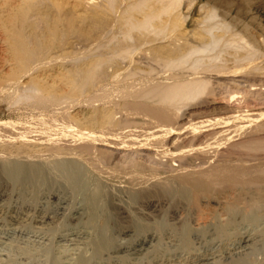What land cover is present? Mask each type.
<instances>
[{
    "label": "rangeland",
    "instance_id": "rangeland-1",
    "mask_svg": "<svg viewBox=\"0 0 264 264\" xmlns=\"http://www.w3.org/2000/svg\"><path fill=\"white\" fill-rule=\"evenodd\" d=\"M56 1L30 0L21 2L16 7L17 10L24 6L22 4L29 6L35 2L37 6L33 11L28 7V12L16 10L15 15L11 16L15 22H24V25H15V32L24 34L29 50L20 60L23 61V64L28 62L27 66L25 64L24 66L23 64L17 65L19 61L12 60L9 49L6 47L7 44L1 40L3 34L0 33V89L5 90V92L0 90V122L3 124L0 123V164L4 161H6L5 163H24L30 168H40L42 173V180L40 179V183L37 182L36 184H39L34 186V182L30 184L28 183L30 181H12L4 176L1 177L0 264H52L51 257L62 253L61 257L66 256L62 260H68H64V264L68 262L75 264L76 260L80 258L88 260L87 264H264L263 206L261 208L245 206L246 210L249 208L250 210L246 214L244 211L233 214V220H230L231 222L225 226L224 233L218 236L214 235L216 230L212 226L213 224L199 225L195 214L187 212L186 205L182 201H174L168 195L154 197L157 195L151 194L152 197L150 195L146 199H141L136 195L142 188L152 191V187L153 190L158 189L159 185L165 187L178 174H192V170H194L193 173L206 172L213 168H222V166L223 169L228 167L229 170L233 168L235 170L238 167L237 171L245 174L246 172L253 174L261 170V166H264V150L246 149L233 153L230 148H232V141L238 142L241 138L244 140L245 137L252 135L254 128L251 126L253 123L254 125L264 123V61H261V59L264 60L262 58L264 55H260L258 57L260 59L254 60L256 64H261L260 69L253 67L254 69L250 68L249 71L247 68L241 71L242 74L239 72L237 75L223 77L215 75L213 77L211 74L208 89L205 91L207 97L204 94V97L201 96L189 102L188 105L181 106L177 111L176 121L173 123L175 125L173 127L169 125L167 129V127H163L165 124H162L160 129L156 123L152 124L147 121L146 125L141 118L139 119L137 116L133 118L134 116L125 112L128 110L122 106L120 97L125 90L121 84H123L124 77L128 75L133 76L130 77L134 78L133 85L142 86V82L145 85L146 81L147 84L154 83V80L156 83L163 82V79L171 74L184 73L183 67L168 69L167 66L164 68L165 62L163 63L164 59L173 57V59H177L181 55L184 40L180 39L177 33L170 35L172 37L159 34L160 37L144 40L151 35L131 28V22L133 19H137L139 14L134 12V18H126V10L129 6L140 2V0H113L110 6L106 0H66V3L61 2L64 0ZM196 1L215 4L219 19L224 21L226 18V23L236 30L246 31L247 29L243 26L246 25L249 30H253L255 33L259 31L256 34L263 38L262 50L264 52V36H262L264 35V0ZM71 3L73 5L80 4L72 6ZM198 6L195 5L191 9V14L194 17L198 16ZM124 21L128 25L130 22V29L127 27L128 25L123 24ZM26 23L29 25L27 26ZM186 27L190 28V24L188 23ZM122 31H125V34ZM184 31L186 30L180 32ZM140 32L144 38L139 34ZM123 35L126 38H123ZM130 36L132 38L129 39ZM121 41L122 45H120ZM130 44L133 47H130L131 49L129 48ZM118 46L127 47L132 51L125 58H120L116 56L115 52L121 50ZM108 47L111 50H108ZM105 51L108 55L109 52L112 53L111 57L114 54L113 62L110 67L106 63H102L98 74H94L91 64L96 60L106 58ZM86 67L90 68V71ZM81 72H87L89 77L86 74L87 77L84 76V73ZM83 76L84 78H81ZM82 79H85V82H82ZM136 79L141 84L139 81H135ZM29 81L36 83L33 86V82L30 85ZM8 82L10 83L8 84ZM74 82L76 83L73 84ZM69 83L73 84H70L73 88ZM28 85L31 87H27ZM40 85L42 86L40 87L41 91H45L44 94L50 93V96H56L55 99L40 103L36 98H27V101H25L26 98H22L24 96L22 91L27 96L34 88L39 89ZM67 91L69 92L67 93ZM20 94V101L12 104L11 100ZM106 98L109 100L107 99V101ZM18 104L20 105L18 106ZM245 114H251L256 118L257 123L245 120L241 122L233 118L234 115ZM63 122L67 125L65 124V126ZM68 125L69 127H67ZM243 125L245 128H241ZM212 126L214 127L212 130H224L225 132L222 135L216 134L219 137L213 136L215 139L211 137L209 141H206L202 138L199 141L202 134L212 131L210 130ZM218 126H223V129ZM170 127L172 129L175 127V129L172 130ZM196 127L201 128L195 129ZM157 129L165 130L157 132ZM76 131L86 132L89 135L96 133L94 136L99 135L102 139L95 137L94 140L96 138L101 140H96L98 143L94 141L95 144L91 141L85 147L83 139L74 137L73 144H71V136L77 133ZM69 133L71 136H68ZM102 133L107 135V138H104ZM260 135L264 137V131ZM228 136H232L230 140ZM37 140H40V143H37L39 142ZM74 140L78 142L75 144ZM203 142H207L206 145ZM198 146H202L201 150ZM63 163L66 164L65 166L71 163V165H75L78 168L76 170L79 171H76L78 174L76 176L80 175L79 178L76 176L66 178L67 172L64 170L67 167H62ZM55 168H60L65 175L60 169ZM80 177L85 180H81ZM97 193L104 196L101 202L103 205L100 203L101 205L99 204L96 208V212L101 215L103 220L100 232H103L102 234L105 236H102L106 237L111 247L108 251L98 255L99 257L94 255L89 244V239H93L92 236H95L94 233L97 232L83 226L86 220L88 199L92 194ZM107 194H111L112 197ZM153 203L154 208L151 206ZM242 207L240 205V208L244 210ZM226 219V216H221L220 221L224 222ZM124 230L125 232H123ZM248 234L254 237L253 242L245 248L234 247L235 239L248 236ZM224 243L229 246L231 251L220 252L213 259L201 263L194 261L192 256L206 254L211 247ZM188 253L189 255H187Z\"/></svg>",
    "mask_w": 264,
    "mask_h": 264
},
{
    "label": "bare ground",
    "instance_id": "bare-ground-1",
    "mask_svg": "<svg viewBox=\"0 0 264 264\" xmlns=\"http://www.w3.org/2000/svg\"><path fill=\"white\" fill-rule=\"evenodd\" d=\"M30 0H0V28L2 29L0 31L1 34H3V37L1 38L2 41H4L9 49V53L10 56H12L11 58H13L12 60H18L19 64L17 63V65H22L23 61H21L20 59L26 54L28 53V48H27V43H25V39H24V34H20L15 32V25H24L23 21L20 22H15L14 18L11 17L12 15H15V11L17 10L16 7L18 6V4H20L21 2H28ZM54 1V0H52ZM56 1V0H55ZM59 1V0H58ZM65 1V2H64ZM61 1L63 3H66V0ZM86 1H90V0H86ZM85 1V2H86ZM108 3V5L110 6L113 0H106ZM57 2V1H56ZM55 2V4H56ZM68 2V1H67ZM224 2V1H223ZM32 3V2H31ZM215 3V2H214ZM72 4V3H71ZM78 4H74L75 6L79 5ZM24 6H21V8H19L17 11H21V12H28V9L30 8L31 11L35 10V7L37 6V4L35 2H33L32 5L27 6L26 4H22ZM64 5V4H63ZM72 4V6H74ZM195 5H199L198 6V16L194 17L191 14V9L192 7H194ZM215 5V4H214ZM214 5H211L207 2H197L196 0H140V2L137 3H133L131 6H129V8L126 10V18L127 19H132L134 18L133 16H135L134 12H137L139 14L137 19H133V21L131 22V28L133 30H139L145 34H149L151 35V37H147L144 40H148L150 38H155V37H160L158 36L159 34L163 35H173L175 33L179 34V38L183 39V52H181L179 55V57L176 59L173 58H169V59H164L163 63L165 62L164 68H166L165 66L168 67V69H176L179 67H183L184 69V73H175V74H171L170 76H168L166 79H163V82H155L154 83H149L150 80L148 81L149 84H147L146 81V86L144 82H142V86L140 85H133L132 80H134V78H130L132 75H128L124 77V81L122 87L124 88L125 91H123V93L121 94L120 91L122 90V88H120L121 90L119 91V93L121 94V99H122V106L124 108H126L128 111V114H131L132 116H134L133 118H136L135 116H137L139 119L141 118L143 120V123L146 124L145 122H149V123H156L158 125V127H167V129L169 128V125H175L173 124L176 121L177 118V111L180 109L181 106L183 105H188L189 102L194 101L197 98H200L201 96H203L205 94V96L207 97L205 91L209 84V80H210V75L212 74L213 77L215 76H229V75H237L239 72L240 74L241 71L245 70L248 68V70L250 68L253 67H257V69H260V63L256 64V59H260L258 58L260 55H264V52L262 50V39L258 36V32H254L253 30H249L247 28L246 25H243L245 27V29H247L246 31H239L236 30L235 28H233V26H231L229 23L227 24L225 19L224 21L219 19L217 13L216 12V7ZM59 6V5H57ZM218 6V5H216ZM29 7V8H28ZM107 7V6H106ZM79 8V7H78ZM109 8V7H107ZM75 10V9H74ZM96 10V9H95ZM38 13V12H37ZM77 13V12H76ZM87 14V13H86ZM227 14V13H226ZM32 15V14H31ZM36 16V15H35ZM33 17V16H32ZM37 17V16H36ZM35 17V18H36ZM137 17V15H136ZM227 17V16H226ZM125 18V19H126ZM38 19V18H37ZM126 19V20H127ZM230 19V18H229ZM34 20V19H33ZM54 23V22H53ZM74 23V22H73ZM128 23V22H127ZM190 24V28L187 29L186 25ZM27 26L29 25L28 23H26ZM78 24V23H77ZM125 24V21L124 23ZM122 24V25H123ZM36 25V24H35ZM47 25V24H46ZM46 25H44L46 27ZM51 25V23H50ZM126 26L128 24H125ZM130 25V22H129ZM129 25L127 26L129 29ZM235 25V24H234ZM55 26V25H54ZM236 26V25H235ZM34 27V26H33ZM59 27V26H58ZM125 27V26H123ZM251 27V24H250ZM253 27V26H252ZM35 28V27H34ZM238 28V27H236ZM59 29V28H58ZM126 29V30H129ZM262 29V28H261ZM124 30V29H123ZM125 30V31H126ZM136 30V31H137ZM184 31L183 33H181L180 31ZM259 30V29H257ZM256 30V31H257ZM55 31V30H54ZM53 31V32H54ZM94 31V30H93ZM125 31H122V33ZM135 31V32H136ZM141 32L139 33L141 35ZM41 33V32H40ZM261 34V33H260ZM50 35V34H49ZM56 35V34H55ZM58 35V33H57ZM69 35V34H68ZM127 35V34H126ZM8 36V37H7ZM54 36V35H53ZM128 36V35H127ZM142 36V35H141ZM140 36V37H141ZM144 36V35H143ZM142 36V37H143ZM264 36V35H262ZM5 37V38H4ZM56 37V36H55ZM60 37V36H59ZM168 37V36H167ZM172 37V36H170ZM65 38V37H64ZM123 38H126L123 35ZM128 38V37H127ZM132 38L131 36L129 37V39ZM144 38V37H143ZM175 38V36H174ZM160 39V38H159ZM113 40V37L111 39V41ZM122 40V39H120ZM143 40V41H144ZM71 41V40H70ZM142 41V38H141ZM175 41V40H174ZM127 42V41H125ZM151 42V40H150ZM176 42V41H175ZM174 42V43H175ZM3 43V42H2ZM75 43V42H74ZM110 43V42H109ZM113 43V42H112ZM116 44V43H115ZM114 44V45H115ZM127 44V43H126ZM134 43H132L133 45ZM87 45V44H86ZM100 45V44H99ZM106 45V44H104ZM122 45V41L121 44ZM131 45V44H130ZM131 46H129V48H133ZM102 46V45H101ZM117 46V45H116ZM134 46V45H133ZM142 46V45H141ZM112 47V46H110ZM108 47V50H111V48ZM120 47V46H118ZM117 47V49H118ZM125 47V46H124ZM139 47V46H138ZM178 47V46H177ZM5 48V47H4ZM89 48V47H88ZM103 48V47H102ZM114 49H116V47H113ZM121 48V47H120ZM129 48L125 47V48H121V50L119 49V51H115L116 56H119L120 58L129 55L130 51ZM130 48V49H131ZM136 48V47H135ZM7 49V48H5ZM112 49V50H114ZM174 49V48H173ZM99 50V49H98ZM101 50V49H100ZM147 50V49H146ZM160 51V50H159ZM175 51V50H174ZM30 52V51H29ZM112 52V51H111ZM104 53V52H103ZM133 53V52H132ZM100 54V53H99ZM112 54V53H111ZM109 52L106 54V58L101 59L100 60H96L95 62H93L90 64L93 67V72L94 74L99 72V70L101 69V64L102 63H106L109 67L111 65V63L113 62V55L112 57ZM155 54V53H154ZM174 54V53H173ZM90 55V54H89ZM88 55V56H89ZM108 55V56H107ZM133 55V54H132ZM111 58H110V57ZM173 56V55H172ZM262 57V56H261ZM86 58V57H85ZM118 58V57H117ZM157 58V57H155ZM168 58V57H167ZM264 59V56L262 57ZM92 59V58H91ZM90 59V60H91ZM130 59V58H129ZM64 60V59H63ZM72 60V59H71ZM159 60V59H158ZM255 60V61H254ZM76 61V60H75ZM81 61V60H80ZM84 61V60H83ZM160 61V60H159ZM230 61V62H229ZM261 61L263 62L264 60L261 59ZM152 62V61H151ZM260 62V61H259ZM261 62V63H262ZM27 63L25 64V66H27ZM62 63V62H61ZM85 63V62H84ZM83 63V64H84ZM87 63V61H86ZM123 63V62H122ZM161 63V62H160ZM162 63V64H163ZM23 64V66H24ZM88 64V63H87ZM86 64V65H87ZM156 64V63H155ZM14 65V64H13ZM75 65V64H74ZM259 65V66H258ZM19 66V67H20ZM22 66V67H23ZM34 66V65H33ZM81 66V65H80ZM138 66V65H137ZM160 66V65H159ZM90 67V66H89ZM128 67V65H127ZM126 67V68H127ZM163 67V66H162ZM259 67V68H258ZM28 68V67H27ZM26 68V69H27ZM30 68V67H29ZM34 68V67H33ZM88 67H86L87 69ZM122 68V67H121ZM146 68V67H145ZM25 69V70H26ZM35 69V68H34ZM37 69V67H36ZM80 69V68H79ZM90 69V68H89ZM87 69V70H89ZM123 69V68H122ZM254 69V68H253ZM253 69H251L253 71ZM256 69V70H257ZM15 70V69H14ZM118 70V69H117ZM139 70V69H137ZM78 71V70H77ZM80 71V70H79ZM84 71H86L84 69ZM90 71V70H89ZM88 71V72H89ZM92 71V69H91ZM131 71V70H130ZM133 71V70H132ZM173 71V70H172ZM250 71V70H249ZM20 72V71H19ZM180 72V70H179ZM245 72V71H244ZM247 72V70H246ZM16 73H18L16 71ZM62 73V72H61ZM76 73V72H75ZM82 73V72H81ZM84 76H86L87 72H83ZM82 73V74H83ZM92 73V72H91ZM170 73V71H169ZM23 74H25V72H23ZM27 74V73H26ZM67 74V73H66ZM86 74V75H85ZM118 74V72H117ZM134 74V73H133ZM139 74V72H138ZM141 74V73H140ZM4 75V74H3ZM19 75V73H18ZM56 75V74H55ZM68 75V74H67ZM76 75V74H75ZM215 75V76H214ZM12 76V74H11ZM10 76V77H11ZM17 76V75H15ZM23 76V75H22ZM79 76V74H78ZM77 76V77H78ZM81 77V78H84ZM88 76V75H87ZM86 76V77H87ZM8 77V76H7ZM14 77V76H13ZM21 77V75H20ZM46 77V76H45ZM70 77V76H69ZM68 77V78H69ZM73 77V76H72ZM89 77V76H88ZM133 77V76H132ZM5 78V77H4ZM18 78V77H15ZM66 78V77H65ZM76 78V77H75ZM80 78V77H79ZM80 78V80H81ZM122 78V77H121ZM144 78V77H142ZM8 79V78H7ZM6 79V80H7ZM56 79V78H55ZM71 79V78H70ZM90 79V78H89ZM4 80V79H3ZM42 80V79H41ZM60 80V79H59ZM67 80V78H66ZM74 80V79H73ZM76 80V79H75ZM74 80V81H75ZM91 80V79H90ZM142 80V79H141ZM14 81V80H13ZM16 81V80H15ZM40 81V80H39ZM54 81V80H53ZM63 81V80H62ZM68 81V80H67ZM78 81V80H76ZM85 82V79H82V82ZM87 81V80H86ZM96 81V80H95ZM135 81H139V80H135ZM18 82V81H17ZM33 81H29V84L32 83ZM56 82V81H55ZM122 82V81H121ZM136 82V84H137ZM10 82H8L9 84ZM36 83V82H35ZM35 83L33 82V86L35 85ZM76 82H74L73 84H75ZM110 83V82H109ZM135 83V82H134ZM4 84V83H3ZM6 84V83H5ZM30 84V85H32ZM38 84V83H37ZM51 84V83H50ZM67 84V83H66ZM71 83H69L70 85ZM71 84V85H73ZM81 84V83H80ZM103 84V83H102ZM111 84V83H110ZM114 84V83H112ZM139 84L140 81H139ZM30 85H28L27 87H29ZM39 85V84H38ZM54 85V84H53ZM68 85V84H67ZM66 85V86H67ZM73 88V86H71ZM107 85V84H106ZM120 85V86H121ZM8 86V85H7ZM65 86V85H64ZM105 86V85H104ZM103 86V87H104ZM16 87V86H15ZM26 87V86H25ZM31 87V86H30ZM41 85L39 86V89H35L30 92V95L25 96L24 91H22V95L24 94V96L22 98H26L25 101H27L28 99H32V98H36L37 102L39 101L40 103L42 101H47V100H51V99H55V97L50 96L49 94H44L43 92L45 91H41ZM55 87V85H54ZM102 87V88H103ZM1 88V87H0ZM17 88V87H16ZM24 88V87H23ZM57 88V87H56ZM110 88V86H109ZM62 89V88H61ZM65 89V88H64ZM78 89V88H77ZM112 89V88H111ZM210 89V88H209ZM2 90V89H0ZM15 90V88H14ZM31 90V89H30ZM46 90V89H44ZM71 90V89H70ZM102 90V89H101ZM108 90V89H107ZM127 90V91H126ZM5 92V90H2ZM49 91V90H48ZM47 91V92H48ZM58 91V90H57ZM14 92V91H13ZM18 92V91H17ZM27 92V91H25ZM65 92V91H64ZM69 91H67L68 93ZM91 92V91H90ZM105 92V91H104ZM107 92V91H106ZM110 92V91H108ZM20 93V92H19ZM211 93V92H210ZM13 94V93H12ZM27 94V93H26ZM55 94V93H54ZM62 94V93H61ZM101 94V93H100ZM107 94V93H106ZM112 94V93H111ZM105 95V94H104ZM113 95V94H112ZM15 96V95H14ZM67 96V95H66ZM231 96V95H230ZM21 94L20 95H16V98L11 100L12 104L13 103H17L18 101H20ZM102 97V96H101ZM108 97V96H107ZM118 97V96H117ZM204 97V96H203ZM9 98V97H8ZM21 98V99H22ZM68 98V97H66ZM104 98V97H103ZM108 98H106L107 100ZM57 100V99H56ZM105 100V101H106ZM109 100V99H108ZM107 100V101H108ZM114 100V99H112ZM9 101V100H8ZM22 101V100H21ZM24 101V100H23ZM36 101V100H35ZM52 101V100H51ZM111 101V100H110ZM204 101V100H203ZM10 102V101H9ZM30 103V101H29ZM35 103V102H34ZM53 103V102H51ZM92 103V102H91ZM90 103V104H91ZM104 103V102H103ZM9 105H11L10 103H8ZM28 104V103H27ZM43 104V103H42ZM112 104V102H111ZM205 104V103H204ZM15 105V104H14ZM12 105V106H14ZM20 104H18L19 106ZM55 105V104H54ZM107 105V104H106ZM91 106V105H90ZM99 106V105H98ZM112 106V105H111ZM117 106V105H116ZM68 107V106H67ZM131 107V108H129ZM19 109V108H18ZM35 109V108H34ZM48 109V108H47ZM46 109V110H47ZM99 109V108H98ZM115 109V108H114ZM50 110V109H49ZM118 110V109H117ZM31 111V110H30ZM44 111V110H43ZM63 111V110H62ZM121 111V109L119 110V112ZM11 112V111H10ZM21 112V111H20ZM32 112V111H31ZM30 112V113H31ZM36 112V111H35ZM124 112V113H125ZM126 113V114H127ZM247 113V112H246ZM61 114V113H60ZM67 114V113H66ZM127 114V115H128ZM20 115V114H19ZM100 115V114H99ZM120 115V114H119ZM124 115V114H123ZM126 115V116H127ZM129 115V116H131ZM30 116V115H29ZM87 116V115H86ZM103 116V115H102ZM106 116V115H105ZM128 116V117H129ZM231 116V115H230ZM44 117V116H43ZM62 117V116H61ZM69 117V116H68ZM260 117V116H258ZM41 118V117H40ZM56 118V117H55ZM233 118L240 120L241 122H243L242 120H245L246 122H255L257 123V120L255 117L251 116V114H245V115H234ZM29 119V118H28ZM60 119V118H59ZM63 119V118H62ZM229 119V118H228ZM65 120V119H64ZM68 120V119H67ZM81 120V119H80ZM79 120V123L81 122ZM141 120V121H142ZM34 121V120H33ZM38 121V120H37ZM62 121V120H61ZM88 121V120H87ZM108 121V120H107ZM124 121V120H123ZM221 121V120H220ZM230 121V120H228ZM239 121V122H240ZM55 122V121H54ZM66 122V121H65ZM85 122V121H83ZM147 122V123H148ZM213 122V121H212ZM216 122V121H215ZM213 122V123H215ZM1 123V122H0ZM24 123V122H23ZM34 123V122H33ZM42 123V122H41ZM57 123V122H56ZM60 123V121H59ZM64 123V122H63ZM69 123V122H68ZM199 123V122H198ZM219 125L220 123L217 122ZM222 123V122H221ZM2 124V123H1ZM0 124V125H1ZM53 125V123H51ZM55 124V123H54ZM66 123H64L65 125ZM75 124V123H74ZM83 124V123H82ZM138 124V123H137ZM202 124V123H201ZM212 123L210 122V125ZM224 124V122L222 123ZM247 124V123H246ZM3 125V124H2ZM12 125L11 123L9 124V126ZM26 125V124H25ZM50 125V124H49ZM48 125V126H49ZM58 125V124H57ZM67 125V124H66ZM65 125V126H66ZM143 125V124H142ZM147 125V124H146ZM157 125H155L157 127ZM252 125V124H251ZM14 126V125H13ZM12 126V127H13ZM38 126V125H37ZM43 126V125H42ZM64 126V127H65ZM127 126V125H126ZM129 126V124H128ZM138 126V125H137ZM144 126V125H143ZM149 126V125H148ZM192 126V125H191ZM196 126V125H195ZM214 126V124H213ZM212 126V127H213ZM216 126V125H215ZM247 126V125H246ZM249 126V125H248ZM2 127V126H1ZM11 127V126H10ZM29 127V126H28ZM58 127V126H57ZM69 127V125L67 126ZM83 127V126H82ZM85 127V126H84ZM87 127V126H86ZM152 127V126H151ZM203 127V126H202ZM208 127L210 130L214 129V127ZM217 127V126H216ZM223 127V126H222ZM219 127L218 128H222ZM245 126H241V128ZM253 127L252 129V135L248 136L247 138L245 137L244 140H239L238 142H233L232 140V144L230 149H232L231 151L234 152H238V151H244L246 149L249 150H264V137H262V135H260L261 132L264 131V123L263 124H255L253 123ZM3 128V127H2ZM1 128V129H2ZM50 128V127H48ZM47 128V129H48ZM71 128V126H70ZM97 128V127H96ZM116 128V127H115ZM133 128V126H132ZM130 128V129H132ZM135 128V127H134ZM143 128V127H142ZM171 128V127H170ZM190 128V127H189ZM197 128H201V127H196ZM206 128V127H205ZM217 128V129H218ZM18 129V128H17ZM20 129V128H19ZM22 129V128H21ZM46 129V130H47ZM52 129V128H50ZM68 129V128H67ZM72 129V128H71ZM128 129V128H127ZM144 129V128H143ZM172 129V128H171ZM175 129V127L173 128ZM172 129V130H173ZM193 129V128H192ZM191 129V130H192ZM208 129V130H209ZM223 129V128H222ZM9 130V129H8ZM25 130V129H23ZM27 130V129H26ZM41 130V129H40ZM43 130V129H42ZM69 130V129H68ZM105 130V129H104ZM137 130V129H136ZM163 131L165 129H162ZM162 130H158L157 132H161ZM171 130V131H172ZM177 130V129H176ZM190 130V129H189ZM202 130V129H201ZM206 131V129H204ZM227 130V129H225ZM248 130V128H247ZM245 130V132L247 131ZM12 131V130H11ZM15 131V130H14ZM48 131V130H47ZM59 131V130H58ZM70 131V130H69ZM93 131V130H92ZM156 131V130H155ZM243 131V130H242ZM21 132V131H20ZM25 132V131H23ZM61 132V130H60ZM65 132V131H64ZM71 132V131H70ZM74 132V131H73ZM77 132V131H76ZM112 132V131H111ZM121 132V131H120ZM224 130H212L210 132H207L205 134H202V136L200 137L199 141L203 138L206 139V141H209V138L212 137V139L215 137L216 134H221L224 133ZM26 133V132H25ZM34 133V132H33ZM38 133V132H37ZM42 133V132H41ZM48 133V132H47ZM54 133V131H53ZM143 133V132H142ZM155 133V132H154ZM164 133V132H163ZM169 133V132H166ZM165 133V134H166ZM233 133V132H232ZM244 133V132H243ZM248 133V131H247ZM9 134V133H8ZM30 134V133H29ZM44 134V132H43ZM66 134V133H65ZM64 134V135H65ZM104 134V133H102ZM101 134V135H102ZM173 134V133H172ZM177 134V133H176ZM237 134V133H236ZM246 134V133H245ZM249 134L250 131H249ZM21 135V134H20ZM32 135V134H31ZM62 135V137L64 136ZM93 135V136H91ZM89 135L86 134V132H82L79 133V131L77 133L72 134L68 139H71V144H73V138L77 137L78 139H83L84 140V146H88L87 143L93 141L97 142L98 140H101L102 137L98 136H94L95 134H91ZM120 135V134H119ZM168 135V134H167ZM224 135V134H223ZM228 135V134H227ZM27 136V135H26ZM25 136V137H26ZM67 136V135H66ZM104 138L107 136H105V134L103 135ZM214 136V137H213ZM217 136V135H216ZM233 136V135H232ZM232 136H228L229 140L231 139ZM236 136V135H235ZM247 136V135H246ZM10 137V136H9ZM21 137V136H20ZM24 137V136H23ZM22 137V138H23ZM24 137V138H25ZM46 137V136H45ZM52 137V136H51ZM61 137V138H62ZM101 138V139H98ZM109 137V136H108ZM165 137V136H164ZM184 137V136H183ZM219 137V135L217 136ZM15 138V137H14ZM18 138V137H16ZM33 139V137H31ZM43 138V137H42ZM65 138V136H64ZM107 138V137H106ZM135 138V137H134ZM195 138V137H194ZM216 138V137H215ZM214 138V139H215ZM223 138V137H222ZM236 138V137H235ZM29 139V138H28ZM49 139V138H47ZM60 139V138H59ZM75 139V140H78ZM15 140V139H14ZM20 140V139H19ZM27 140V139H26ZM31 140V139H30ZM34 140V139H33ZM32 140V141H33ZM41 140V137H40ZM40 140H37L40 143ZM74 140V141H75ZM111 140V139H110ZM128 140V139H127ZM133 140V139H132ZM45 141V140H44ZM47 141V140H46ZM51 141V140H49ZM63 141V140H62ZM105 141V140H103ZM119 141V140H118ZM212 141V140H211ZM222 141V140H221ZM28 142V141H27ZM48 142V141H47ZM61 142V141H60ZM66 142V141H65ZM69 142V141H68ZM78 141H75V144ZM109 142V141H108ZM152 142V141H151ZM32 143V142H31ZM43 143V141H42ZM54 143V141H53ZM93 143H91L93 145ZM98 143V142H97ZM119 143V142H118ZM134 143V141H133ZM137 143V142H136ZM143 143V142H142ZM205 142H203L204 144ZM207 143V142H206ZM205 143V145H206ZM212 143V142H211ZM25 144V143H24ZM27 144V143H26ZM70 144V142H69ZM86 144V145H85ZM95 144V143H94ZM196 144V143H195ZM209 144V143H208ZM4 145V144H3ZM90 145V144H89ZM117 145V144H116ZM213 145V144H211ZM224 145V144H223ZM222 145V147H223ZM2 146V145H1ZM13 146V145H12ZM20 146V145H19ZM64 146V145H63ZM76 146V145H75ZM91 146V145H90ZM89 146V147H90ZM122 146V144H121ZM120 146V147H121ZM143 146V145H142ZM141 146V147H142ZM156 146V145H155ZM203 146V145H202ZM201 147H199V149L201 150ZM227 146V145H226ZM230 146V145H229ZM83 147V146H82ZM88 147V148H89ZM204 147V146H203ZM64 148V147H63ZM113 148V147H112ZM133 148V147H132ZM205 148V147H204ZM215 148V147H214ZM65 149V148H64ZM193 149V148H192ZM209 149V148H206ZM155 150V149H154ZM6 151V150H4ZM12 151V150H11ZM65 152V151H64ZM213 152V151H211ZM229 152V151H228ZM161 153V152H160ZM180 153V152H178ZM231 153V152H230ZM55 154V153H54ZM69 154V153H68ZM221 154V153H220ZM29 155V154H28ZM31 155V154H30ZM60 155V154H59ZM177 155V154H176ZM231 155V154H230ZM238 155V154H237ZM53 156V155H52ZM174 156V155H173ZM222 156V154H221ZM58 157V156H57ZM3 158V157H2ZM73 158V157H72ZM89 158V157H88ZM158 158V157H157ZM39 159V158H38ZM161 159V158H160ZM26 161V160H25ZM43 161V160H42ZM6 161H4L3 163L0 164V178L4 176V178H8L10 180H20V182H28L30 184H32L31 182H34V185H38L40 183V179L42 180V176H41V170L40 168L36 167V168H30V166L28 165H24V163H19V162H11V163H5ZM61 162V161H60ZM74 163V162H73ZM80 163V162H78ZM91 163V162H90ZM30 164V163H29ZM58 164V163H57ZM64 164V163H63ZM68 164V163H67ZM72 164V163H71ZM61 165L62 167H67L64 171L67 172L66 174V178H73L76 175H78L76 173V166L75 165ZM54 165V164H53ZM56 165V164H55ZM261 165V164H260ZM58 166V165H57ZM55 166V167H57ZM259 166V164H258ZM43 167V166H40ZM262 168H260L261 170L258 172H255L253 174H249L248 172L242 173V172H238V167H236L235 170L231 169H223L222 168H213L209 171L206 172H197V173H193L194 170H192V174H184V175H180V174H176L177 176H175L174 178H172V180H170V184L169 185H164L165 187L159 185L157 186L158 189H154L152 187V191H146V190H142L140 189L137 192V196L141 199H146V197L152 195H157L154 197H159L158 195H168L170 196L174 201H182L187 208V212H191L195 214V218L197 220V223L199 225H211L214 227V229L216 230V233L214 235H222L224 233V228L227 224H229L233 219L232 216L235 213H239V211H244L245 214L250 210L245 209L247 206H252V207H257V208H261L262 206L264 207V166H261ZM53 168V167H52ZM181 168V167H180ZM54 169V168H53ZM55 169H60V168H55ZM78 169V168H77ZM45 170V169H44ZM80 170V169H79ZM119 170V169H118ZM56 171V170H55ZM61 171V169H60ZM100 171V170H99ZM113 171V170H112ZM202 171V170H200ZM205 171V169H204ZM47 172V171H46ZM62 172V171H61ZM79 172V171H77ZM90 172V171H89ZM140 172V171H139ZM183 172V171H182ZM48 173V172H47ZM52 173V172H51ZM59 173V171H58ZM63 173V172H62ZM61 173V174H62ZM111 173V172H110ZM144 173V172H143ZM150 173V172H149ZM55 174V173H54ZM64 174V173H63ZM80 174V173H79ZM152 174V173H151ZM65 175V174H64ZM111 175V174H110ZM113 175V173H112ZM126 175V174H125ZM129 175V174H128ZM52 176V175H51ZM80 176V175H79ZM79 176L77 178H79ZM86 176V175H85ZM105 176V175H104ZM115 177V176H114ZM136 177V176H135ZM172 177V176H171ZM93 178V177H92ZM81 179V177H80ZM79 179V180H80ZM109 179V178H108ZM147 179V178H146ZM151 179V178H150ZM2 180V178L0 179V181ZM72 180V179H70ZM76 180V179H75ZM81 180H85L84 178ZM163 180V179H162ZM8 181V180H7ZM69 181V180H68ZM77 181V180H76ZM37 182H39L38 184H36ZM72 182V181H71ZM81 182V181H80ZM86 182V181H85ZM89 182V181H88ZM139 182V181H138ZM159 182V181H158ZM27 183V185H28ZM43 183V182H42ZM96 183V182H95ZM130 183V182H129ZM137 183V182H136ZM135 183V184H136ZM147 183V182H146ZM151 183V182H150ZM167 183V182H166ZM76 184V182H75ZM74 184V185H75ZM82 184V183H81ZM111 184V183H110ZM124 184V183H123ZM138 184V183H137ZM129 185V184H128ZM152 185V184H151ZM156 185V184H155ZM23 186V185H22ZM89 186V185H88ZM127 186V185H126ZM36 187V186H35ZM80 187V186H79ZM95 187V184H94ZM98 187V186H97ZM163 187V188H161ZM39 188V187H38ZM77 188V187H76ZM90 188V187H89ZM36 189V188H35ZM87 189V188H86ZM74 190V188H73ZM84 190V189H83ZM82 191V190H81ZM86 191V190H85ZM88 191V190H87ZM94 191V190H93ZM92 191V193H93ZM96 192V190H95ZM88 193V192H87ZM90 193V191H89ZM107 193V192H105ZM103 195V194H102ZM102 195H98L95 194L89 197L88 199V205H87V214H86V220L84 221L83 226H85L86 228H90L92 229V231H96L97 233H94L95 236L93 239H89L90 241V246L93 249V253L94 255L98 256L101 253H103L104 251H108V249H110V243L109 241H107L106 237L104 238L101 232H100V228L103 227V223H102V219H101V215L99 213L96 212V208L99 206V204L102 202ZM106 195V194H104ZM110 195L111 194H107ZM151 195V197H152ZM112 197V196H111ZM88 198V197H87ZM161 198V197H160ZM170 198V199H171ZM149 200V198H147ZM155 199V198H153ZM169 199V198H168ZM152 200V199H151ZM159 200V199H158ZM165 200V199H164ZM113 201V200H112ZM145 201V200H144ZM153 201V200H152ZM171 201V200H170ZM110 202V201H109ZM108 202V203H109ZM147 202V201H146ZM157 202V201H155ZM164 202V201H163ZM112 203V202H111ZM110 203V204H111ZM115 203V202H113ZM112 203V204H113ZM165 203V202H164ZM102 204V203H101ZM100 204V205H101ZM111 204V205H112ZM146 204V203H145ZM156 204V203H155ZM103 205V204H102ZM106 205V203H105ZM154 203L151 205L153 206ZM159 205V203H158ZM240 205L242 207V205H244L242 208L244 210H242L240 208ZM108 206V205H107ZM110 206V205H109ZM155 206V205H154ZM153 206V208H154ZM170 206V205H169ZM181 206V205H180ZM101 207V206H100ZM117 207V206H116ZM119 207V206H118ZM176 207V206H175ZM113 208V206H112ZM98 210V209H97ZM176 210V209H175ZM101 211V210H100ZM256 211V210H255ZM264 211V210H263ZM83 212V211H82ZM118 213V212H116ZM120 213V212H119ZM243 214V213H242ZM252 214V213H251ZM189 215V214H188ZM194 216V215H193ZM221 216H226L227 219L224 222L220 221ZM264 216V215H263ZM187 217V216H186ZM192 217V216H191ZM103 218V217H102ZM182 218V217H181ZM104 219V218H103ZM231 220V221H230ZM106 224V223H105ZM104 224V225H105ZM80 225V224H79ZM185 225V224H184ZM211 226V227H212ZM84 227V228H85ZM199 227V226H198ZM105 228V227H104ZM196 229H197V225H196ZM212 229V228H211ZM227 229V228H226ZM89 230V229H87ZM98 230V231H97ZM102 230V229H101ZM214 230V231H215ZM213 231V232H214ZM261 231V230H260ZM125 232V230L123 231ZM122 232V233H123ZM127 232V231H126ZM257 233V231H256ZM255 233V234H256ZM251 234V233H250ZM105 236V235H104ZM225 236V235H224ZM258 236V235H257ZM256 237V236H255ZM222 238V236L220 237V239ZM264 238V237H263ZM186 239V238H185ZM224 239V238H223ZM254 237L249 235L248 236H242L239 237L238 239H235L234 242L232 240H230L231 242H233L234 247L238 246V247H247L251 242H253ZM74 240V239H73ZM226 240V239H225ZM261 240V239H260ZM221 241V240H220ZM186 242V241H185ZM214 242V241H213ZM256 243V241H255ZM220 244V243H219ZM232 246V245H231ZM233 247V248H234ZM78 248V247H77ZM232 248V247H231ZM112 250V249H111ZM59 251V250H58ZM231 251L228 245L221 244L220 246H213V248L211 247L209 252L207 251L206 254L203 255H196V256H192L194 258V261H198V262H204L206 260H210L213 259V257L216 256V254H220V252H228ZM63 252V251H62ZM56 253V251H55ZM65 254V253H64ZM107 254V253H106ZM62 254L60 255H56L53 256L52 259V264H64L63 261L66 259L61 257ZM69 255V254H68ZM189 255V253L187 254ZM222 255V254H221ZM95 256V257H96ZM220 256V255H219ZM66 257V256H65ZM64 257V258H65ZM94 257V258H95ZM99 257V256H98ZM187 257V256H186ZM190 257V256H189ZM218 257V256H217ZM191 258V257H190ZM188 258V259H190ZM192 258V259H193ZM70 260V259H69ZM184 260V259H183ZM68 261V260H66ZM65 261V262H66ZM71 261V260H70ZM88 260L80 258L78 260H76L75 264H87ZM185 261V260H184ZM195 261V262H196ZM73 262V261H72ZM71 262H68L67 264H69ZM89 263V262H88Z\"/></svg>",
    "mask_w": 264,
    "mask_h": 264
}]
</instances>
